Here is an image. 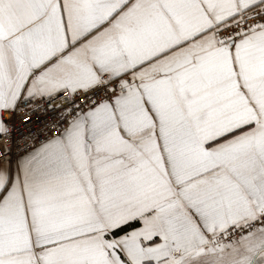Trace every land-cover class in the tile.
I'll use <instances>...</instances> for the list:
<instances>
[{
    "label": "snow or ice",
    "instance_id": "1",
    "mask_svg": "<svg viewBox=\"0 0 264 264\" xmlns=\"http://www.w3.org/2000/svg\"><path fill=\"white\" fill-rule=\"evenodd\" d=\"M0 264H264V0H0Z\"/></svg>",
    "mask_w": 264,
    "mask_h": 264
},
{
    "label": "built area",
    "instance_id": "2",
    "mask_svg": "<svg viewBox=\"0 0 264 264\" xmlns=\"http://www.w3.org/2000/svg\"><path fill=\"white\" fill-rule=\"evenodd\" d=\"M23 111L24 110L22 108L21 109V118L20 119H13L11 121V129H12L13 134H16L17 132H19L21 134L24 133V129L23 128H19L18 129V127H17L19 124L23 123V120H22ZM5 115H7V114H5ZM16 141H19V136L18 135H16L15 138H14V142H16ZM23 148H24V145L21 144L20 145V148L19 149H16V151H22Z\"/></svg>",
    "mask_w": 264,
    "mask_h": 264
}]
</instances>
